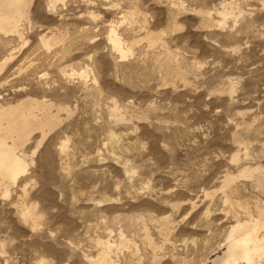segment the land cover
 <instances>
[{"label": "rangeland", "instance_id": "1", "mask_svg": "<svg viewBox=\"0 0 264 264\" xmlns=\"http://www.w3.org/2000/svg\"><path fill=\"white\" fill-rule=\"evenodd\" d=\"M63 1L0 34V109L61 120L0 187V264H212L264 205V0Z\"/></svg>", "mask_w": 264, "mask_h": 264}, {"label": "bare ground", "instance_id": "2", "mask_svg": "<svg viewBox=\"0 0 264 264\" xmlns=\"http://www.w3.org/2000/svg\"><path fill=\"white\" fill-rule=\"evenodd\" d=\"M30 1L0 0L1 35H17L20 33L19 27L26 18L25 15L31 3ZM50 1L54 5L58 2H64L63 0ZM112 33L111 39L114 49L121 53L122 58H125L126 53L124 54V51L121 50L120 40L117 39L114 31ZM6 61L8 59L5 60L4 65ZM54 106L49 102L28 98L18 105L0 109V187L10 183V181L16 183L18 178L23 176L30 167L25 154L21 150L29 142L31 135L35 132L41 135L40 146L48 133L59 127L61 120L58 118L59 114L54 113ZM242 177L249 179L252 190H256L264 196L263 174L255 176V178L250 175ZM236 180L237 178L228 174L223 179L220 190L226 194L232 189ZM208 195L206 194V196ZM260 202H255V208L260 214L259 217L256 219L249 217L250 220L238 221L232 226L228 239L223 245L226 250L224 255L217 257L212 261V264H264V234L261 233L264 229V205ZM25 215L26 217L30 216V212L25 213ZM103 245L105 249L101 258L96 261L97 264H114L108 257V251L112 246L109 243Z\"/></svg>", "mask_w": 264, "mask_h": 264}]
</instances>
